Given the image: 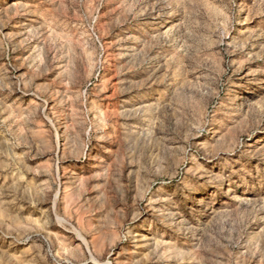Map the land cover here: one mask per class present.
Returning a JSON list of instances; mask_svg holds the SVG:
<instances>
[{"label": "rangeland", "instance_id": "rangeland-1", "mask_svg": "<svg viewBox=\"0 0 264 264\" xmlns=\"http://www.w3.org/2000/svg\"><path fill=\"white\" fill-rule=\"evenodd\" d=\"M0 264H264V0H0Z\"/></svg>", "mask_w": 264, "mask_h": 264}]
</instances>
